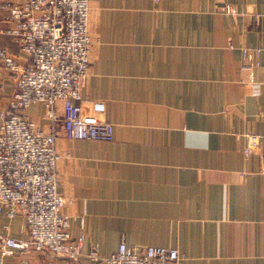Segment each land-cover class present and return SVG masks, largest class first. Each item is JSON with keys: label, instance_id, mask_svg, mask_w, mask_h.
Listing matches in <instances>:
<instances>
[{"label": "crops", "instance_id": "1", "mask_svg": "<svg viewBox=\"0 0 264 264\" xmlns=\"http://www.w3.org/2000/svg\"><path fill=\"white\" fill-rule=\"evenodd\" d=\"M7 25L0 8V46L24 63ZM88 31L81 93L103 101L111 139L65 136L60 102L54 119L42 102L25 108L56 134L58 188L82 253L15 251L0 264H101L89 249L104 256L121 240L176 247L179 264H264V0H89ZM244 45L259 48L256 94L240 80ZM13 89L0 68V108ZM248 132L259 141L244 153ZM3 224L27 233L22 215L0 213Z\"/></svg>", "mask_w": 264, "mask_h": 264}, {"label": "built area", "instance_id": "2", "mask_svg": "<svg viewBox=\"0 0 264 264\" xmlns=\"http://www.w3.org/2000/svg\"><path fill=\"white\" fill-rule=\"evenodd\" d=\"M0 8L7 12L4 31L28 57L19 62L0 46V68L14 82L0 108V213L9 218L22 215L27 232L14 236L3 230L6 224L0 226V258L28 250H50L75 258L82 253L84 235L74 236L69 229L72 216L64 206L71 199L58 188L56 134L37 126L25 108L31 102H42L46 115L54 119V105L60 102L65 136L111 139L113 124L103 117V101L81 93L92 44L89 0H0ZM217 8L236 12L231 2H222ZM241 52L240 80L245 90L256 94L259 84L251 70L259 63V48L244 45ZM258 141V134L248 132L244 153ZM87 255L100 259L101 264H179L182 256L176 247L131 246L122 240L107 255H99L95 245Z\"/></svg>", "mask_w": 264, "mask_h": 264}]
</instances>
